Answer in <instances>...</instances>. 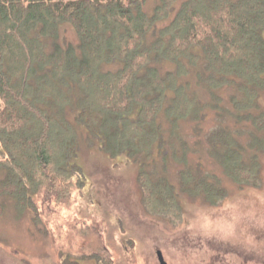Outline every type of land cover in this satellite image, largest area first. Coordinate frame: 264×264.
Returning <instances> with one entry per match:
<instances>
[{"label": "trees", "instance_id": "1", "mask_svg": "<svg viewBox=\"0 0 264 264\" xmlns=\"http://www.w3.org/2000/svg\"><path fill=\"white\" fill-rule=\"evenodd\" d=\"M147 1L0 0V198L33 222L82 177L80 143L138 166L151 214L179 210L169 179L149 172L156 152L164 168L169 158L183 165L180 192L216 206L225 189L186 166L181 138L205 110L222 122L204 136L209 158L232 182L257 184L247 153L264 149V0H154L151 10ZM66 26L76 45L61 41Z\"/></svg>", "mask_w": 264, "mask_h": 264}, {"label": "rangeland", "instance_id": "2", "mask_svg": "<svg viewBox=\"0 0 264 264\" xmlns=\"http://www.w3.org/2000/svg\"><path fill=\"white\" fill-rule=\"evenodd\" d=\"M154 5V0H148L146 8ZM61 41L77 44L70 27L61 32ZM192 86L197 98L207 103L209 96L202 88ZM223 92L222 107L229 108L227 96L233 93ZM258 103L264 112V92ZM204 113V121L182 126L181 138L189 147L186 166L193 172L200 169V174L215 178L225 189L226 196L216 206L201 196L180 192L178 172L183 165L169 158L164 168L156 152V164L149 172L169 179L178 194L179 210L166 216L151 214L142 202L139 167L80 143L77 164L82 177H74V188L64 204L40 210L41 221L33 222V212L18 213L9 198H0L4 207L0 264H96L95 258L111 264H159L158 251L165 264H212L225 252L264 261V149L247 153L260 164L257 184L232 182L203 145L204 136L222 122L213 111ZM231 127L236 133V126ZM259 138L264 141V133ZM238 139L248 145L247 136Z\"/></svg>", "mask_w": 264, "mask_h": 264}, {"label": "flooded vegetation", "instance_id": "3", "mask_svg": "<svg viewBox=\"0 0 264 264\" xmlns=\"http://www.w3.org/2000/svg\"><path fill=\"white\" fill-rule=\"evenodd\" d=\"M212 264H264V261L254 255L242 257V255L225 252L223 257L217 259L216 262H212Z\"/></svg>", "mask_w": 264, "mask_h": 264}, {"label": "water", "instance_id": "4", "mask_svg": "<svg viewBox=\"0 0 264 264\" xmlns=\"http://www.w3.org/2000/svg\"><path fill=\"white\" fill-rule=\"evenodd\" d=\"M156 256H157V260H158L159 264H165L164 261H163L162 254L160 253V251H158L156 253Z\"/></svg>", "mask_w": 264, "mask_h": 264}]
</instances>
